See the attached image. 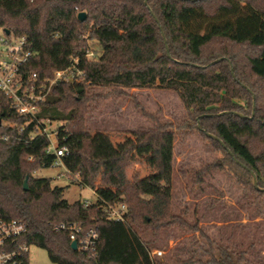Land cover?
<instances>
[{
  "label": "trees",
  "instance_id": "trees-1",
  "mask_svg": "<svg viewBox=\"0 0 264 264\" xmlns=\"http://www.w3.org/2000/svg\"><path fill=\"white\" fill-rule=\"evenodd\" d=\"M80 12L88 19H77ZM0 31L27 39L32 57L23 66L25 78L36 73L41 82L75 60L84 72L83 82L54 85L37 117L65 124L59 128V144L70 151L62 160L70 176L95 191L97 200L89 207L81 201L70 204L65 188L34 175L54 166L50 141L35 135L36 122L18 115L0 93V219L25 222V240L45 250L53 264H158L140 233L158 236L175 226L198 231L183 215L172 214L169 160L124 192L109 194L97 189L95 180H85L91 177L87 165L103 169L104 176L119 172L132 153L145 155L160 136L169 144L160 150L166 158L177 134L199 136L220 158L192 172L193 184H204L213 171L226 172L264 216V0H0ZM89 41L101 49L96 60L87 58ZM153 88L177 94L187 119L161 122L125 91ZM111 96L131 99L154 124L144 138L128 140L121 152L104 134L87 135L86 115ZM109 204L127 206L125 222L108 218ZM62 224L98 230L97 261L72 249L69 232L57 230ZM202 237L208 260L191 257L176 264H264V259L250 260L247 251Z\"/></svg>",
  "mask_w": 264,
  "mask_h": 264
},
{
  "label": "rangeland",
  "instance_id": "rangeland-1",
  "mask_svg": "<svg viewBox=\"0 0 264 264\" xmlns=\"http://www.w3.org/2000/svg\"><path fill=\"white\" fill-rule=\"evenodd\" d=\"M89 45L93 52H101L94 41H89ZM241 50L235 48L236 52ZM96 91L104 92L105 89L98 88ZM125 91L161 122L178 124L188 117L179 97L171 91L160 88ZM85 122L88 136L93 138L104 134L108 142L115 149L119 148L120 152L128 140L137 142L154 126L131 99L112 96L98 102L97 108L86 115ZM155 141L153 149L145 155L132 153L126 165L121 163L119 172L104 176L103 169L95 171L87 165L91 177L85 180H95L96 187L109 190V194L118 193L120 190L124 192L157 174L164 168L165 163L170 161L174 176L172 214L183 215L186 223L191 227L197 226L198 231L187 232L175 226L164 228L158 236L152 231L140 233L143 240L150 243L151 252H163L162 256H156L154 260L158 264H176L177 261H185L191 257L207 261L209 256L204 250L208 249V244L202 237L203 233L225 247L234 246L247 251L250 260L260 263L264 259V216L252 205L253 199L244 195L243 187L222 171H213L211 175H207L202 185L193 184L191 173L199 171L205 164L212 163L220 158V155L196 134L176 135L170 157L172 160L160 153V150H166L169 144L161 140V136ZM94 148L98 150L97 146ZM124 168L125 173H122ZM181 170L187 171V176L182 175ZM69 174L64 167L55 166L34 173L39 178L52 179L54 188H65L64 198L70 204L78 201L95 203L97 196L93 189L81 185L83 179L73 178ZM123 178L126 179L122 185ZM30 258V264H53L48 253L38 247L31 248Z\"/></svg>",
  "mask_w": 264,
  "mask_h": 264
},
{
  "label": "built area",
  "instance_id": "built-area-1",
  "mask_svg": "<svg viewBox=\"0 0 264 264\" xmlns=\"http://www.w3.org/2000/svg\"><path fill=\"white\" fill-rule=\"evenodd\" d=\"M31 52L25 37L16 39L0 31V93L11 100L18 115L36 122L37 134L35 135L46 136L49 139L48 152L56 157L54 166L64 167L68 172L62 159L69 154L70 150L67 146L59 144V128L64 127L65 124L39 120L37 116L40 114V105L45 102L54 85L60 82L67 84L83 82L84 72L78 67L79 61L75 60L67 69L58 70L52 77L41 82L36 73L25 78L22 69L32 57ZM99 54L90 49L87 58L96 60ZM89 205L90 203L86 202V206L89 207ZM106 210L110 220L116 223L125 222L128 212L126 205L109 204ZM57 230L68 231L72 242H77V250L90 261H97L98 244H100L97 229H85L80 224H62L57 227ZM27 234L28 226L25 222L0 219V264H30V251L35 246L25 240ZM162 255L163 252L157 250L150 253L152 259Z\"/></svg>",
  "mask_w": 264,
  "mask_h": 264
},
{
  "label": "water",
  "instance_id": "water-1",
  "mask_svg": "<svg viewBox=\"0 0 264 264\" xmlns=\"http://www.w3.org/2000/svg\"><path fill=\"white\" fill-rule=\"evenodd\" d=\"M77 19H79L81 22H83V21H85L86 19H88V18H87V14H86V12H80V13L78 14V18H77ZM6 33H7V35L10 34L9 31H6ZM219 61H220V60H217V61L213 62V64H216V63H218ZM241 116H242V115H241ZM0 123H1V122H0ZM200 129H201V127H200ZM208 136H209L211 139L218 140V138H217L216 136H214V135L211 136V134H208ZM252 176H253L254 186H255L256 188H258L257 177H256L255 174H252ZM27 183H28V180L25 181L24 188H25L26 190H29V189H28V184H27ZM71 246H72V249H73V250H77V242H75V241L72 242Z\"/></svg>",
  "mask_w": 264,
  "mask_h": 264
},
{
  "label": "crops",
  "instance_id": "crops-1",
  "mask_svg": "<svg viewBox=\"0 0 264 264\" xmlns=\"http://www.w3.org/2000/svg\"><path fill=\"white\" fill-rule=\"evenodd\" d=\"M97 189H99V188H97ZM94 191V190H93ZM94 193H95V191H94Z\"/></svg>",
  "mask_w": 264,
  "mask_h": 264
}]
</instances>
